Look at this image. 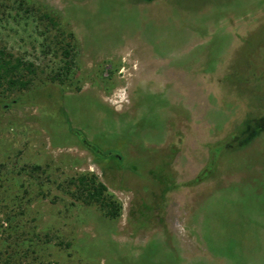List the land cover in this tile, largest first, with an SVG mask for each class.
I'll list each match as a JSON object with an SVG mask.
<instances>
[{"label": "rangeland", "instance_id": "rangeland-1", "mask_svg": "<svg viewBox=\"0 0 264 264\" xmlns=\"http://www.w3.org/2000/svg\"><path fill=\"white\" fill-rule=\"evenodd\" d=\"M0 49L34 70L0 87V264H264V0H0Z\"/></svg>", "mask_w": 264, "mask_h": 264}, {"label": "trees", "instance_id": "trees-1", "mask_svg": "<svg viewBox=\"0 0 264 264\" xmlns=\"http://www.w3.org/2000/svg\"><path fill=\"white\" fill-rule=\"evenodd\" d=\"M41 18L48 21V24L56 27L58 22L54 16H51L48 12H42L40 15ZM63 56L65 57L64 61V70L68 71L69 63L67 58L70 55V50L68 47L61 49ZM24 68L28 73H33V63L27 62L24 64L20 58H13L10 53L6 52L4 49H0V87L5 86L7 89H16V88H25L29 84V79H24L23 75L20 73V70ZM71 132L74 134H79V132L70 128ZM82 138V139H81ZM81 144L90 149L96 155H102V151L86 137H80ZM204 173L201 174V177ZM201 177L199 179H201ZM204 177V176H203ZM78 181L84 186H86V193L91 199H99L102 197L103 191L106 189L104 184L98 183L94 185L91 179H87L83 176L78 178ZM110 204V203H109Z\"/></svg>", "mask_w": 264, "mask_h": 264}, {"label": "clouds", "instance_id": "clouds-1", "mask_svg": "<svg viewBox=\"0 0 264 264\" xmlns=\"http://www.w3.org/2000/svg\"><path fill=\"white\" fill-rule=\"evenodd\" d=\"M119 110V109H118Z\"/></svg>", "mask_w": 264, "mask_h": 264}]
</instances>
